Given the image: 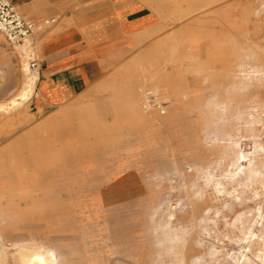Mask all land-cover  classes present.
Instances as JSON below:
<instances>
[{"label": "rangeland", "instance_id": "374dc122", "mask_svg": "<svg viewBox=\"0 0 264 264\" xmlns=\"http://www.w3.org/2000/svg\"><path fill=\"white\" fill-rule=\"evenodd\" d=\"M173 22L174 61L140 66L92 146L16 157L39 178L0 201V264L27 248L57 264H264V0H195ZM26 39L28 61L0 36V103L24 87Z\"/></svg>", "mask_w": 264, "mask_h": 264}, {"label": "crops", "instance_id": "0c3cea01", "mask_svg": "<svg viewBox=\"0 0 264 264\" xmlns=\"http://www.w3.org/2000/svg\"><path fill=\"white\" fill-rule=\"evenodd\" d=\"M9 1L26 18L54 21L31 36L40 65L33 93L11 114L0 111V201L21 186L37 185L39 177L18 172L14 160L21 151L41 160L52 146L94 144L100 115L115 114L117 98L131 100L127 91L140 66L174 61L172 36L180 30L173 18L186 15L195 2Z\"/></svg>", "mask_w": 264, "mask_h": 264}, {"label": "bare ground", "instance_id": "6f19581e", "mask_svg": "<svg viewBox=\"0 0 264 264\" xmlns=\"http://www.w3.org/2000/svg\"><path fill=\"white\" fill-rule=\"evenodd\" d=\"M31 41L25 39V42L12 47L13 51L17 50L22 54L24 61L29 59V48L31 46ZM27 65V64H26ZM27 71L26 81L24 87L18 92L14 97H12L8 102L0 103V111L7 112L10 109H14L24 103L30 95L33 93L35 84L38 79V72H32L28 67H24ZM3 243V242H2ZM3 259V255L0 250V261ZM21 264H57L56 254L53 250H41V249H23L20 255ZM18 259V260H19Z\"/></svg>", "mask_w": 264, "mask_h": 264}, {"label": "built area", "instance_id": "2783aa9c", "mask_svg": "<svg viewBox=\"0 0 264 264\" xmlns=\"http://www.w3.org/2000/svg\"><path fill=\"white\" fill-rule=\"evenodd\" d=\"M52 21L54 19L42 23L26 18L15 9L9 0H0V36L12 45L24 43L26 38L42 30L45 24ZM29 69L32 72L39 71L40 65L36 58L30 59Z\"/></svg>", "mask_w": 264, "mask_h": 264}]
</instances>
